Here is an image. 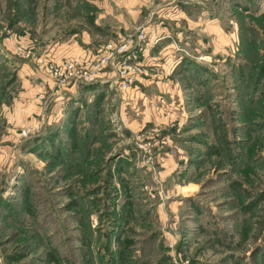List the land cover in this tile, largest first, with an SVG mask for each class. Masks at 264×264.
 <instances>
[{
    "label": "rangeland",
    "instance_id": "rangeland-1",
    "mask_svg": "<svg viewBox=\"0 0 264 264\" xmlns=\"http://www.w3.org/2000/svg\"><path fill=\"white\" fill-rule=\"evenodd\" d=\"M80 1L89 3L0 0V43L25 32L56 41L65 31L80 27L74 9ZM215 3L222 8L219 14L229 36L234 32L232 0L207 4ZM158 13L146 14L161 18ZM183 42L176 45L187 57L182 67L192 68L187 54L194 53ZM2 54L0 264H264V146H258L257 156L250 155L248 134L255 127L249 125L248 116L245 125L233 121L237 110L229 91V67H220L221 82L214 88L217 102L213 103L227 122L218 124L219 150L207 129L211 125L201 120L200 97L192 101L194 94L187 90L191 80L173 75L174 68L169 77L180 99L162 92L166 102L162 110L181 120L173 118L161 126L155 123V107L143 106L140 100L146 113L140 119L138 155L136 150L124 153L128 147H138L126 133L122 140L106 141L105 133L123 131L116 123L121 100L109 109L108 126L96 120L99 110L73 103L64 122L41 124L24 137L22 131L30 124L15 114L20 107L1 83L7 74L2 63L11 57L5 48ZM199 58L193 59L204 63ZM148 72L140 81L151 77ZM169 77L161 81L169 84ZM43 108L51 112L56 106ZM78 109L81 120L75 122ZM259 123L256 130H264V119ZM239 126L240 132L235 128ZM91 140L102 143L90 150ZM207 141L214 145L208 150Z\"/></svg>",
    "mask_w": 264,
    "mask_h": 264
},
{
    "label": "crops",
    "instance_id": "crops-1",
    "mask_svg": "<svg viewBox=\"0 0 264 264\" xmlns=\"http://www.w3.org/2000/svg\"><path fill=\"white\" fill-rule=\"evenodd\" d=\"M208 1L217 2V0H88L89 3L80 1L74 6L79 14L80 27L72 28L70 33L65 31L63 36L56 37V41H53L52 37H47L45 41L40 40L28 32L13 34L0 43V56L3 55V48L11 53V57L6 58L8 61L2 63V68L7 74L1 83H5L6 91L13 94L12 101L14 100L20 107L15 114L19 115L20 121L24 123L32 124L40 121L48 127L56 121L64 122L69 115L70 104L75 103L79 108L93 107L94 110H99L96 120L107 122L108 126L109 109L121 100L122 108L120 115H116L119 117L116 123L120 129L123 127V131L118 134L113 131L105 133L108 134L106 141L122 140V136L126 133L138 142H136L138 147H128L124 153L136 150L139 155L140 121H142L140 119L143 118L142 114L146 113L145 109L140 108V100L143 101V106L151 104L155 107L153 112L157 121L155 123L161 126L173 118L181 120V117H175V113L164 114L165 111L162 110V103L165 102L162 100L164 98L162 92H170L172 94L170 97L177 101L180 99L177 93L178 87L171 79L172 77H169L170 69L172 72L175 68L173 75L180 74L181 77H188L191 80L187 90L194 94L192 101L195 96L200 97L201 103H197L204 112L201 120H206L204 124L211 125L207 129L215 136L217 150H219L220 138L217 134H219L220 125L218 124L224 125L227 122L223 119L218 106L214 105L217 98L215 91L218 88V82H221L220 67L227 66L231 69L229 91L232 92L234 100L233 108L236 107L237 110L236 119L233 121L245 125V118L248 116L249 125L255 127V130L249 131L248 134V151L250 155L257 156L258 146H264V130H256V126L261 124L259 123L261 118L264 119V76L257 79L258 69L264 65V0H232L229 8L233 14L231 24L234 32L229 33V36L224 33V18L219 14L222 10L221 6L218 3L208 5ZM150 11L153 13L158 11L161 18L157 16L148 18L149 14L146 13ZM140 26H147L153 37L161 38L157 45L148 48L142 55V61L145 63L152 60L157 62L147 63L148 70L154 68L149 72L147 70L151 77L147 79V75L142 77L141 81L139 78L127 92H122L117 87L118 78L113 70H107L99 84L57 89L45 71L39 68L40 61L60 62L64 59L87 58L103 48L114 36ZM196 32L197 36H195ZM182 40L184 48L194 53L192 56L187 54L188 59L191 58L190 61L198 67L194 64L192 68L182 67L181 63L187 57L179 53L176 46L177 42L181 43ZM20 50L23 56L19 54ZM194 57H200L204 63H197ZM168 65L171 67L169 68ZM247 65L251 69L247 72V78H244L245 69L243 68ZM199 68L201 76L196 77V81L194 74ZM180 69H183L182 72ZM167 76L169 84L161 81V78ZM169 89H172V92L166 91ZM148 91L152 92L151 96H147ZM42 94L47 96V101L39 98ZM166 100H168L167 96ZM169 101H171L170 98ZM110 102L113 103L110 104ZM44 105L52 106V108L55 105V110L58 109V111L50 112L49 109L43 108ZM79 112L81 111L78 109L74 118L75 122L81 120ZM212 115L213 117H209ZM235 128L239 131L241 126ZM125 138L128 139V137ZM101 143L102 141L91 140L90 150H95L94 148ZM212 144L207 141L206 149L214 146Z\"/></svg>",
    "mask_w": 264,
    "mask_h": 264
},
{
    "label": "built area",
    "instance_id": "built-area-1",
    "mask_svg": "<svg viewBox=\"0 0 264 264\" xmlns=\"http://www.w3.org/2000/svg\"><path fill=\"white\" fill-rule=\"evenodd\" d=\"M160 40L161 38L153 37L148 28L138 27L109 40L103 48L87 58L64 59L60 62L40 61L39 68L45 71L57 89L99 84L107 70H113L118 78L117 87L120 91L127 92L141 75L147 73L146 65L141 61L142 55ZM19 54H23L21 50ZM39 98L47 101L45 94L40 95ZM41 124L37 121L28 125L23 129L22 135L31 136L39 130Z\"/></svg>",
    "mask_w": 264,
    "mask_h": 264
},
{
    "label": "trees",
    "instance_id": "trees-1",
    "mask_svg": "<svg viewBox=\"0 0 264 264\" xmlns=\"http://www.w3.org/2000/svg\"><path fill=\"white\" fill-rule=\"evenodd\" d=\"M243 69H245L244 78H245V77L247 78V76H248V73H247V72H249V70H250L251 68L248 67V65H247V66H245ZM195 73H196L195 76L200 78V76H199V74H198V73H200V71L198 70V71L195 72ZM263 76H264V65H262V66L258 69L257 79H258V78H261V77H263Z\"/></svg>",
    "mask_w": 264,
    "mask_h": 264
}]
</instances>
